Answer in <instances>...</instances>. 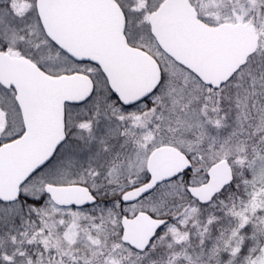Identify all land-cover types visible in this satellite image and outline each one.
Wrapping results in <instances>:
<instances>
[{
    "label": "snow or ice",
    "instance_id": "6c2138e0",
    "mask_svg": "<svg viewBox=\"0 0 264 264\" xmlns=\"http://www.w3.org/2000/svg\"><path fill=\"white\" fill-rule=\"evenodd\" d=\"M0 264H264V0H0Z\"/></svg>",
    "mask_w": 264,
    "mask_h": 264
}]
</instances>
